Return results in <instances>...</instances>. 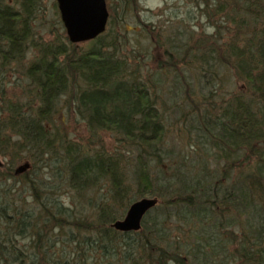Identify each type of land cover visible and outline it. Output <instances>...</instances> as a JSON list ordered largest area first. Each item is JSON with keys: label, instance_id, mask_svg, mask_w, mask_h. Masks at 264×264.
<instances>
[{"label": "trees", "instance_id": "obj_1", "mask_svg": "<svg viewBox=\"0 0 264 264\" xmlns=\"http://www.w3.org/2000/svg\"><path fill=\"white\" fill-rule=\"evenodd\" d=\"M187 2L195 28L185 40L149 28L151 58L180 79L187 138L208 143L223 165L191 176L184 152L183 166L160 178L153 168L170 158L161 89L124 51L116 6L107 7L105 32L84 47L68 41L59 19L46 21L41 0H0V264H264V0ZM13 65L18 95L7 90ZM223 69L239 84L226 97ZM59 107L83 121L86 137L54 123ZM147 195L157 204L138 232L111 227ZM199 226L216 240L192 245L200 258L176 233Z\"/></svg>", "mask_w": 264, "mask_h": 264}, {"label": "rangeland", "instance_id": "obj_2", "mask_svg": "<svg viewBox=\"0 0 264 264\" xmlns=\"http://www.w3.org/2000/svg\"><path fill=\"white\" fill-rule=\"evenodd\" d=\"M41 2L43 7V16L46 21L53 24L56 23L58 19L60 20L59 13L57 14L58 11L56 12L54 9V4H56L55 0H41ZM135 2L136 6L134 4L127 5L128 2L126 3L125 0H106V5L108 7L111 3L117 8L116 29L121 36V43L124 42L125 44L124 51L128 52L130 59L143 67V78H147L148 76L155 74L156 82L159 83L158 85L161 89L158 91V94L162 97V102L159 103L158 107L165 117L167 129L163 150L167 152L170 158H164L162 164L160 165V169L163 170V174L159 172V168H153L152 176L155 177L158 174L160 178H164L171 173V166H173V169L182 167L183 162H181L179 155L184 152L188 157L186 166L190 168L191 176H194L198 172H202V170L204 172L207 171L211 173L213 169L216 170V168L218 169L221 167L223 162L221 160H215L213 156H211V153L213 152L208 150V143L197 139L194 134L191 135L190 140L187 138L186 134L188 133V130L183 125L181 114L187 113L188 110L182 102L183 91L180 79L172 70L166 69L160 71L158 69L159 63L155 62L151 58V54L156 53V51L155 49L153 51V45L150 37L147 36V30L149 28H153L154 31L157 29L162 30L164 38L173 39L177 37L178 34V36L185 40L188 35L183 33L195 28L196 21L194 18L197 13L193 8H191L187 0H135ZM123 3L126 4L123 6ZM122 9L123 14H121ZM201 24L205 27L204 21H202ZM43 35L46 36L45 31L43 32ZM82 44L84 47L88 46V42ZM32 56L33 52H30L28 54V59ZM184 75L191 86L196 89V79L194 80L191 73L186 71ZM8 78L10 79V83L7 84V90L11 91L10 94H22L20 86L16 87L14 85L15 80L22 81L20 72L15 65L8 70ZM206 79H209V76H207ZM206 79H202V83L205 82ZM219 79L221 80L220 85L223 87L220 95L223 97H226L229 92H233V90L239 86L238 83H235L232 72L228 70L223 69L219 73ZM18 84H20V82ZM25 84L26 81L22 83V85ZM209 87H211V85H208V87L205 88L206 92H208L209 89H213ZM53 121L56 125H59L62 130L69 133V137L73 139H80L87 136V130L83 121H81V119L75 114H69L66 108L59 107L56 110ZM183 133L185 134L184 138ZM103 141L108 150H111L116 145L112 137L105 133L103 134ZM5 162L6 159L0 157V166H3ZM154 165L155 162H152L151 166L153 167ZM45 171L46 170L44 169L42 172ZM92 193L93 197H96L97 194L100 197L101 195H105L106 190L105 188H102L92 191L91 194ZM145 198L154 197L147 195ZM62 200L65 204L72 206L71 195L66 194ZM242 219V221H244L245 217ZM176 224L179 226L183 225L180 223ZM176 224H174V226ZM187 228L188 227H184V230L180 228L182 230H178L176 233L182 234L184 237L188 238V249H190L195 243L203 246L204 241L207 239L210 240L211 244H214V241H216H211L209 234H206L205 230L200 231V226L198 230L193 227L194 229H192L191 233L188 234L186 233ZM190 251L192 252V256L196 255L199 258L201 257L198 255L196 247H192Z\"/></svg>", "mask_w": 264, "mask_h": 264}, {"label": "water", "instance_id": "obj_3", "mask_svg": "<svg viewBox=\"0 0 264 264\" xmlns=\"http://www.w3.org/2000/svg\"><path fill=\"white\" fill-rule=\"evenodd\" d=\"M60 20L67 39L72 44L95 40L102 35L107 26L109 13L106 0H55ZM28 164L18 167L20 172ZM157 204L154 198H141L133 202L124 217L111 224L121 233L138 232L144 217Z\"/></svg>", "mask_w": 264, "mask_h": 264}]
</instances>
